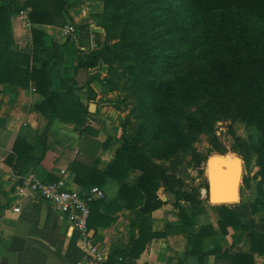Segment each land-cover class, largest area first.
<instances>
[{
  "label": "trees",
  "instance_id": "trees-1",
  "mask_svg": "<svg viewBox=\"0 0 264 264\" xmlns=\"http://www.w3.org/2000/svg\"><path fill=\"white\" fill-rule=\"evenodd\" d=\"M17 1L0 5V83L24 88L33 86L42 95L36 109L48 123L40 138L43 148L39 156L34 154L35 146L18 136L6 161L16 170L21 163H31L26 169L27 174L35 172L36 164L46 151L47 129L53 120L74 125L80 136L77 154L70 164V170L75 174L74 182L79 188L94 185L103 188L108 179L119 184L113 199L92 202L89 229L97 230L112 224L113 217L101 210L104 206L114 211H138L140 236L115 248L109 256L110 264H123L126 257H139L149 242L163 235L153 231L151 225L152 212L164 204L158 194L161 188L174 194L173 205L180 209L184 224L197 229L198 216L205 211L200 192L177 188V181L152 159L148 150H155L157 157L166 158L176 152L179 141H185L178 129L173 128V121L180 112L178 105L186 104L188 93L192 91L213 92V96L216 93L217 101L229 104L235 118L245 124L247 136L233 131L243 158V184L250 187L252 179L257 181L255 198L249 202L250 212L256 215L264 211V0H102L104 8L98 23L104 30L105 42L100 50L79 49L74 75L60 78L56 88L50 69L62 59V53L60 50L44 51L45 33L35 27L32 28V51L20 50L14 41L12 16L27 9L31 23L64 27L69 22L68 2L25 0L15 7ZM208 27L213 28L211 48L217 54L215 79L209 82L208 76L204 75L195 82L190 74L163 78V73H169L181 64L188 54L183 49L188 45L191 49L199 31ZM220 41L232 51L231 68L221 59ZM41 53L47 58L38 66L35 62ZM51 56L55 59L49 65ZM103 57L111 65L116 61L127 64L125 69L133 77V86L139 93L143 117L133 133H128L126 123H123L122 144L114 159L105 165H101L99 152L108 148L111 140L98 139V130L90 124L88 105L72 96L76 89L84 87L93 91L92 83L102 87L113 84L111 78L100 79L90 73ZM140 141L143 146L139 145ZM255 157L258 169L252 175L251 161ZM133 171L139 172L135 182L129 181ZM51 180L58 179L53 177ZM183 202L190 204L192 212H188ZM216 207L223 234L229 226H241L250 242V250L232 253L228 248L208 252L197 249L207 228L212 227L202 224L199 231L190 236L192 248L186 250L184 258L196 255L202 260L206 255L217 254L216 259L223 264H254V254H264V231L258 230L253 222L242 223L236 211L227 204ZM261 218L264 221V213ZM118 255L121 260L116 258Z\"/></svg>",
  "mask_w": 264,
  "mask_h": 264
},
{
  "label": "crops",
  "instance_id": "crops-1",
  "mask_svg": "<svg viewBox=\"0 0 264 264\" xmlns=\"http://www.w3.org/2000/svg\"><path fill=\"white\" fill-rule=\"evenodd\" d=\"M11 1L0 0V5H8ZM66 1L69 5V22L66 25L75 24L77 28L76 33L71 36L63 35V26L31 23L27 9L12 16L14 41L20 50L32 51V28L35 27L45 33L44 51L54 53L55 50H60L62 53V59L50 69L54 88L60 78L74 75L78 50L87 51L89 47L96 45V36L104 33L96 17L103 12L101 0ZM24 2L25 0L17 1L15 7ZM46 56L41 53L35 64L41 65ZM54 59V56L50 57L49 65ZM86 88L76 89L72 96L90 108L93 102H88L83 95ZM0 89V264H65L66 260L72 261L67 264H86V253L79 241L80 234L70 228L66 215L53 210L45 200L33 194L20 195L16 192L20 179L30 174L40 180H51L53 177L63 179L68 187L79 188L74 182L75 174L70 170L79 147V133L74 125L54 119L47 129L46 151L42 160L36 164L35 172L27 174L26 169L31 163H21L19 170L14 169L6 159L12 153L17 137L22 136L35 146L34 154L39 156L43 148L40 138L48 122L36 109L42 95L33 86L24 88L0 83ZM90 113V124L98 130V139L111 140L109 147L99 152L101 165H105L114 159L116 150L122 144L120 111L97 102L96 111ZM131 173L129 181L135 182L138 176L131 179ZM103 188L107 200H111L117 195L119 184L108 179ZM161 191L158 194L164 204L152 212L151 225L153 231L163 235L149 242L139 257H126L123 264H223L216 259L217 254L206 255L202 260L196 255L184 258L186 250L192 248L189 244L190 236L198 232L202 224H211L212 227L207 228L197 249L205 252L218 248H228L232 253L249 251L250 242L241 226H229L226 234L220 230L216 206L221 204H227L235 210L242 223L253 222L258 230L264 231V221L261 218L264 211L251 214L249 202L255 197L247 199L240 186L236 202L214 204L204 200L205 211L198 216L197 229L184 224L179 215L180 209L173 205V200H165ZM183 205L188 212H192L189 203L187 205L183 202ZM14 206H19L20 211H15ZM101 210L114 220L111 225L95 230L93 236L95 241L108 248L110 256L115 248L125 246L131 238L140 236L138 211H114L106 206ZM116 258L122 259L121 255ZM254 264H264V254L255 253Z\"/></svg>",
  "mask_w": 264,
  "mask_h": 264
},
{
  "label": "rangeland",
  "instance_id": "rangeland-1",
  "mask_svg": "<svg viewBox=\"0 0 264 264\" xmlns=\"http://www.w3.org/2000/svg\"><path fill=\"white\" fill-rule=\"evenodd\" d=\"M101 14H97L96 16L98 22ZM208 28H202L199 31L195 37L196 43H193L192 48L190 49L188 45L183 49L185 52L188 51V54L182 59L181 64L171 72L163 73V78L174 79L190 74L192 80L195 82L200 80L204 75L208 76L209 82L211 79H215L216 73L214 70L216 68L215 58L217 54L211 48V36L214 35V32L212 31V27ZM96 40V45L89 47L87 51L100 50L105 42V33L98 34ZM114 41L116 39L111 41V43ZM221 43V59L230 67L233 62L232 51L223 42ZM179 47L182 50L180 45ZM126 66V63L119 61L111 65L104 57L101 58L99 65L91 68L90 73L100 79L111 78L113 84L110 87H102L96 85V83H92L93 91L86 88L83 95L87 98L88 102L105 103L120 111V122H122V125L126 123L128 133H133L137 126L141 124L143 117L140 96L133 86V77L125 69ZM230 68H228L229 71ZM217 78L219 79V77ZM212 93L202 92L200 94L197 91L195 93L192 91L188 93L187 103L178 105L180 112L177 117H174L173 128L175 130L178 129V132L181 133L180 137H184L185 141H179L178 143L180 144L177 143L178 149L175 153L169 157L160 158L155 155V150L146 148H148L149 153L152 155V159L164 167L167 173L173 177L174 181H177V188L191 193H195L197 190L200 192V198L206 202H209V200L205 199L202 190L205 188L207 192L210 170L216 166V161L219 162L225 159L229 162L228 160L233 159L235 163L240 165L241 192L246 194L247 199H252L255 197L254 191L257 181L252 179L250 187H246L243 184V158L233 136L234 130L238 134L247 136L246 126L239 119L235 118V114L230 109L231 106L229 104L222 101V103L218 102L217 100L219 99H216L217 94L215 93L213 96ZM98 94H100L99 98ZM92 97L95 98L92 99ZM220 98H222V95ZM121 128L123 129V126ZM139 145L143 146V142L140 141ZM213 163L215 164L214 166ZM251 169L252 175L258 169L256 157L251 161ZM138 174V171H133L131 179L136 178ZM161 189L159 191L163 192L165 200H170V192L164 188ZM185 203L188 205L187 202ZM68 262L71 263L72 261L66 260L65 264Z\"/></svg>",
  "mask_w": 264,
  "mask_h": 264
},
{
  "label": "built area",
  "instance_id": "built-area-1",
  "mask_svg": "<svg viewBox=\"0 0 264 264\" xmlns=\"http://www.w3.org/2000/svg\"><path fill=\"white\" fill-rule=\"evenodd\" d=\"M75 24L63 27V35L71 36L76 33ZM17 194H33L45 200L53 210L66 215L70 228L80 234V244L86 253V264H110L108 248L90 236L89 218L91 204L98 199H106L104 188L94 185L88 188H70L63 179L40 180L34 174L21 178ZM208 199V196L205 197ZM15 211H20L19 206H14Z\"/></svg>",
  "mask_w": 264,
  "mask_h": 264
},
{
  "label": "water",
  "instance_id": "water-1",
  "mask_svg": "<svg viewBox=\"0 0 264 264\" xmlns=\"http://www.w3.org/2000/svg\"><path fill=\"white\" fill-rule=\"evenodd\" d=\"M89 109H90V112H95L96 111V103L91 104ZM214 165L215 164L213 163V166ZM239 168H240V165L238 164V168L233 170L235 172V176H234V182L232 184L233 185L232 190H230L229 192H226L222 195L214 194V196H213V192L215 191V188H216L217 179L219 177H221V174H223L222 172H224L226 174H230V172L232 170V169H230V167H228V162L225 159H222L219 162L216 161V166H214L213 169H211L212 171L210 170V172H209L207 196H208V200L210 203L215 204L216 200H219V199L225 200V201H222L221 203H228L227 200H231L232 198H235L236 190L238 187ZM211 173H212V175H211ZM169 197H170V200H173V201L175 200V197L172 193H169ZM221 203L217 202L216 204H221ZM94 234H95V230L91 229L90 230V236L93 237Z\"/></svg>",
  "mask_w": 264,
  "mask_h": 264
},
{
  "label": "bare ground",
  "instance_id": "bare-ground-1",
  "mask_svg": "<svg viewBox=\"0 0 264 264\" xmlns=\"http://www.w3.org/2000/svg\"><path fill=\"white\" fill-rule=\"evenodd\" d=\"M228 161H229L228 167H230V169H232V170H231L230 174H226V173L222 172L223 174H221V177H219L217 179L215 191L213 190L214 191L213 196H214V194L222 195L226 192H229L233 188L232 184L234 182V176H235V172L233 170L238 168V164L235 163V160H233V159H230ZM230 161H232V162H230ZM240 181H241V170L239 169V178H238V187L236 190V196H235V198H232L231 200H227L228 203H233V202L238 201ZM202 193H203L204 197L207 196V192H206L205 188H203ZM222 201H225V200H222V199L216 200L215 204L217 202L221 203Z\"/></svg>",
  "mask_w": 264,
  "mask_h": 264
}]
</instances>
